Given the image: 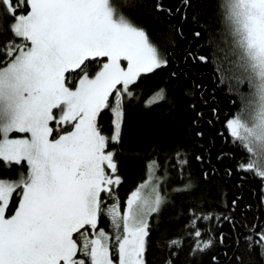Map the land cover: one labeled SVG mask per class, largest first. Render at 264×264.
I'll list each match as a JSON object with an SVG mask.
<instances>
[{"label": "snow or ice", "instance_id": "6c2138e0", "mask_svg": "<svg viewBox=\"0 0 264 264\" xmlns=\"http://www.w3.org/2000/svg\"><path fill=\"white\" fill-rule=\"evenodd\" d=\"M136 3L121 0L119 8L131 12ZM190 7L192 0H183L185 14ZM222 12L231 40L224 60L215 53L212 59L221 82L238 92L242 104L226 129L249 156L237 167L260 180L258 202L264 203V0H223ZM194 59L208 62L203 55ZM93 63L99 70L89 76ZM167 64L147 32L111 0H0V161L6 168L27 167L17 180L0 178V264H187L214 247L200 230V222L219 219L212 215L191 216L183 261L185 239L152 240V221L171 206L162 192L171 179L168 156L146 162V178L123 208L117 199L106 202L121 184L115 153L107 149L120 141L125 96L142 73ZM72 72L79 75L76 83ZM243 85L247 93L239 91ZM161 101L165 90L147 103ZM104 109L114 116L111 137L98 126ZM13 132L28 135L10 138ZM173 159L177 171L188 163L179 150ZM180 195L193 198L190 186ZM104 218L111 232L99 227ZM222 219L236 227L230 216ZM239 227L247 251L257 247L264 257V225L258 232ZM235 244L239 252V236ZM153 250L159 255L150 260ZM229 264L244 261L234 253Z\"/></svg>", "mask_w": 264, "mask_h": 264}, {"label": "trees", "instance_id": "16d2710c", "mask_svg": "<svg viewBox=\"0 0 264 264\" xmlns=\"http://www.w3.org/2000/svg\"><path fill=\"white\" fill-rule=\"evenodd\" d=\"M120 2L111 0L118 12L123 11L135 26L147 32L168 64L140 75L130 86L132 95L125 96L121 138L118 143L110 142L108 148L115 153L121 184L116 188L114 198L106 202L111 205L113 199H117L123 208L131 192L144 182L146 162L168 156L171 179L162 192L167 195L171 206L152 221V240L159 242L162 237L185 239L184 252L181 253L183 261L191 243L186 239L191 216L212 215L219 219L200 222V230L204 233L202 239H211L214 247L202 259L187 264H212L213 256L218 258L217 264H229L234 253L243 259L244 264H264L259 248L247 251L239 227L244 224L246 229L254 227L258 232L264 225V203L258 202L260 180L238 169L237 165L241 161L246 163L249 156L226 129L228 120L235 118L242 104L238 92L230 90L227 81L221 82L212 59L215 53L218 60L223 61V53L228 50L225 42L231 40L224 25L223 0H192V7L186 14L183 0H137L131 12L119 8ZM157 4L163 11L157 10ZM193 16H196V22ZM197 31L201 33L198 38L194 36ZM189 53L193 58H189ZM200 55L208 57V62L194 59ZM101 62L105 59L101 58ZM227 66L224 61L225 69ZM98 70L97 64H89V76ZM173 73L177 76L174 77ZM69 79L72 83L78 82V73L72 72ZM161 90L166 92V101L149 106L147 102ZM239 91L247 93L248 88L243 85ZM113 97H109L110 107L113 106ZM98 126L103 135L111 137L113 113L109 109L102 111ZM197 131L204 135L198 137ZM176 150L188 161L178 171L172 167ZM198 156L203 159L197 160ZM6 163L0 161V178L16 179L27 174L26 165L6 168ZM189 186L193 198L180 195L189 190ZM238 197L233 207L232 201ZM224 216H230L236 227L222 219ZM99 227L111 232L110 220L102 219ZM237 236L240 238L239 252L235 244ZM220 237L223 242L217 243ZM158 255L153 250L149 259L158 258Z\"/></svg>", "mask_w": 264, "mask_h": 264}, {"label": "rangeland", "instance_id": "374dc122", "mask_svg": "<svg viewBox=\"0 0 264 264\" xmlns=\"http://www.w3.org/2000/svg\"><path fill=\"white\" fill-rule=\"evenodd\" d=\"M103 59H105V62H107V60H106V58H103ZM122 67H127V63L126 64H123V65H121ZM142 74H145V73H142ZM141 74V75H142ZM241 108H242V106L240 107V109L238 110V113L241 111ZM113 121H114V116H113ZM62 134V133H61ZM28 134H19V133H15V132H13V133H11L10 134V138H22V137H25V136H27ZM54 136H55V132H54ZM108 151H111V149H107ZM115 160V159H114ZM116 162V161H115ZM117 174V173H116ZM118 175V174H117ZM119 176V175H118ZM120 177V176H119ZM17 179H19V178H16V179H9V180H17ZM116 190V189H115Z\"/></svg>", "mask_w": 264, "mask_h": 264}, {"label": "flooded vegetation", "instance_id": "af4514ba", "mask_svg": "<svg viewBox=\"0 0 264 264\" xmlns=\"http://www.w3.org/2000/svg\"><path fill=\"white\" fill-rule=\"evenodd\" d=\"M122 62H124V64H126V63H127V62H125V61H123V60L121 61V63H122ZM121 65H122V64H121Z\"/></svg>", "mask_w": 264, "mask_h": 264}]
</instances>
